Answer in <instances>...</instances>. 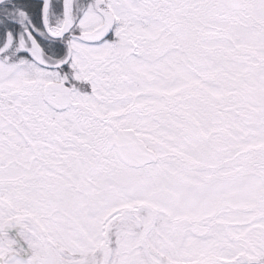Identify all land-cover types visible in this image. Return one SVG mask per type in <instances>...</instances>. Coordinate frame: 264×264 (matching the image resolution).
Wrapping results in <instances>:
<instances>
[{
  "label": "snow or ice",
  "instance_id": "snow-or-ice-1",
  "mask_svg": "<svg viewBox=\"0 0 264 264\" xmlns=\"http://www.w3.org/2000/svg\"><path fill=\"white\" fill-rule=\"evenodd\" d=\"M0 264H264V0H0Z\"/></svg>",
  "mask_w": 264,
  "mask_h": 264
}]
</instances>
